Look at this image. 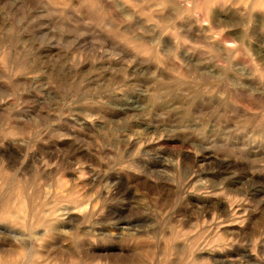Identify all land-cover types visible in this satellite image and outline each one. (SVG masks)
<instances>
[{"label":"rangeland","instance_id":"obj_1","mask_svg":"<svg viewBox=\"0 0 264 264\" xmlns=\"http://www.w3.org/2000/svg\"><path fill=\"white\" fill-rule=\"evenodd\" d=\"M0 258L264 264V0H0Z\"/></svg>","mask_w":264,"mask_h":264},{"label":"bare ground","instance_id":"obj_2","mask_svg":"<svg viewBox=\"0 0 264 264\" xmlns=\"http://www.w3.org/2000/svg\"><path fill=\"white\" fill-rule=\"evenodd\" d=\"M254 3H255V2H254ZM204 21H205V20H204ZM222 23H223V25L227 26V24H226L225 21H223ZM209 30H210V29H209ZM227 43H228V42H227ZM23 208H24V206H21L22 214L24 213V212H23ZM23 215H24V214H23ZM123 228H126V227H123ZM0 264H8L7 259H5V258H0Z\"/></svg>","mask_w":264,"mask_h":264}]
</instances>
